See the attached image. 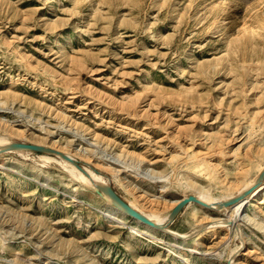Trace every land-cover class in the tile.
I'll use <instances>...</instances> for the list:
<instances>
[{
  "label": "rangeland",
  "instance_id": "374dc122",
  "mask_svg": "<svg viewBox=\"0 0 264 264\" xmlns=\"http://www.w3.org/2000/svg\"><path fill=\"white\" fill-rule=\"evenodd\" d=\"M256 1L0 0V112L9 121L0 138L56 142L147 211H172L200 191L236 192L264 165ZM244 22L254 27L247 51ZM140 92L142 109L126 107ZM41 154L0 153V264H264V190L243 217L188 204L164 222L173 234H130L132 220L108 221L114 205L102 192ZM220 218L230 224H213Z\"/></svg>",
  "mask_w": 264,
  "mask_h": 264
},
{
  "label": "bare ground",
  "instance_id": "6f19581e",
  "mask_svg": "<svg viewBox=\"0 0 264 264\" xmlns=\"http://www.w3.org/2000/svg\"><path fill=\"white\" fill-rule=\"evenodd\" d=\"M254 1H256V0H253V2ZM250 2V1H249ZM257 2V1H256ZM236 3V2H235ZM263 3V2H262ZM222 4H224V2H220L219 1V4L218 5H222ZM228 4V3H227ZM251 5H252V1H251V3H250ZM254 4H255V2H254ZM258 4H260V3H258ZM257 4V5H258ZM246 5V4H245ZM256 5V4H255ZM216 6V5H215ZM250 6V5H249ZM233 7H235V8H237V3L236 4H233ZM258 7H259V5H258ZM263 7V6H262ZM231 8V7H230ZM254 8V7H253ZM221 9V8H220ZM232 9V8H231ZM251 9V8H250ZM226 12V11H225ZM250 12V11H249ZM257 12V11H256ZM262 12V11H261ZM226 15V14H225ZM237 15V12H234V17ZM238 17V16H237ZM257 17H260V16H257ZM229 18V17H228ZM246 18V17H245ZM248 18V17H247ZM262 18V17H261ZM241 20V19H240ZM246 20V19H245ZM263 20V19H262ZM243 21V20H242ZM241 21V22H242ZM258 21H261V19L260 18H258ZM250 23V22H249ZM259 24H261V23H259ZM243 26H242V29H244L243 31H244V36L246 35L247 37H246V39H245V41L242 43V47L244 46V48L246 49V51H247V48L250 46V45H252L253 46V44H252V40H253V37H252V34H253V32H254V27H250V25H248L246 22H244L243 24H242ZM239 26V25H238ZM263 28H264V26H263ZM238 29V28H237ZM261 30V29H260ZM259 30V31H260ZM264 32V31H263ZM246 33V34H245ZM240 34V33H239ZM256 35L258 36L259 35V33H256ZM255 35V36H256ZM236 37V36H235ZM234 37V38H235ZM241 37V36H240ZM243 37V36H242ZM260 38V37H259ZM230 40V39H229ZM242 41H243V38H242ZM229 42V41H228ZM235 43H236V45L239 47V46H241L240 45V43H241V40H240V38L239 37H236L235 38ZM257 43V42H256ZM227 45H228V43H227ZM231 45V44H230ZM233 46H234V42H233ZM229 47V46H228ZM227 47V48H228ZM232 47V46H231ZM237 48V47H236ZM250 48V47H249ZM248 48V49H249ZM238 49V48H237ZM240 49H242V48H240ZM253 49H254V47H253ZM245 51V52H246ZM250 51V50H249ZM238 52V51H237ZM241 52V51H240ZM239 52V53H240ZM245 52H243V53H245ZM238 53V54H239ZM243 53H241V55L243 54ZM254 53V52H253ZM232 54H234L233 52H232ZM235 55V54H234ZM234 55L232 56V57H234ZM247 55V54H246ZM238 56H240V55H238ZM242 57H244V58H246L245 56H243L242 55ZM237 59H238V57H236ZM247 58H248V56H247ZM233 59V58H232ZM235 59V58H234ZM246 60V59H245ZM240 61V60H239ZM246 62V61H245ZM232 63V62H231ZM244 63V62H243ZM260 63V62H259ZM245 64V63H244ZM247 64V63H246ZM247 65H249V63L247 64ZM263 65V64H262ZM250 66V65H249ZM249 66H244V67H249ZM258 66V68H259V66H260V68L261 67H263V66H261V65H259V64H257L256 65V67ZM251 68V67H250ZM258 68H256V69H258ZM264 68V67H263ZM247 69V68H246ZM255 69V68H254ZM255 69V70H256ZM262 69V68H261ZM248 70V69H247ZM259 70V69H258ZM264 70V69H263ZM263 70H261V71H263ZM250 71H253V70H251L250 69ZM205 72V71H204ZM203 72V73H204ZM245 72H246V70H245ZM255 72H260V70L259 71H255ZM261 73V72H260ZM247 74V73H246ZM64 78H65V76H64ZM66 80H69V78L68 79H66ZM70 80H71V77H70ZM73 80L75 81V77L73 76ZM73 80H71L70 82H72V84L74 83L73 82ZM62 81V80H61ZM60 81V82H61ZM59 82V81H58ZM64 82V81H63ZM67 82V81H66ZM65 82V83H66ZM76 83V82H75ZM77 83H79V81L77 82ZM76 83V84H77ZM54 84V83H53ZM64 84V83H63ZM68 84V85H67ZM66 85L67 86H69V83H67ZM71 84V83H70ZM65 85V84H64ZM65 85V86H66ZM77 85H79V84H77ZM74 87V86H73ZM79 87V86H78ZM77 87V88H78ZM75 88V87H74ZM76 88V89H77ZM192 88H190V90H191ZM197 89V88H196ZM11 90V89H10ZM71 90V89H70ZM5 91V90H4ZM8 91V90H7ZM13 91V90H12ZM75 91H77V90H75ZM197 91V90H196ZM189 92V91H188ZM189 93H192V91H190ZM1 94V93H0ZM139 94V93H138ZM143 94V93H142ZM187 94V93H186ZM125 95V94H124ZM137 94L135 93V96H136ZM140 95H141V92H140V94H139V96L137 95V99L135 98V96L133 97V95H130V99H132L133 101L132 102H128V100H130L129 99V97H128V95H127V101H126V103L128 102L129 104H126V107H128L129 105H130V107H132V108H140V107H142V103L143 102H141V101H139V99H141L140 98ZM146 95V94H145ZM126 96V95H125ZM124 96V97H125ZM131 96H132V98H131ZM144 96V95H143ZM148 96V95H147ZM153 96V95H152ZM142 97V96H141ZM145 97V96H144ZM154 97V96H153ZM159 98V95L157 96V94H156V97L155 98ZM122 98V97H121ZM136 99L137 100V102L134 100V99ZM143 98V97H142ZM147 98V97H146ZM154 98V99H155ZM158 98H157V100H158ZM159 100H160V98H159ZM120 102H122V100H119ZM118 101V102H119ZM135 101V102H134ZM9 102V101H8ZM120 102L118 103V104H120ZM148 102V101H147ZM1 103V102H0ZM150 104V103H149ZM153 104V103H152ZM160 104V103H159ZM122 105H125V103L124 104H122ZM122 105H120L119 107H121ZM128 105V106H127ZM4 106V105H3ZM129 107V109H131ZM149 107V106H148ZM148 107H147V109H148ZM0 108H3V107H0ZM19 109V108H18ZM121 109V108H120ZM140 109H142V108H140ZM124 110V109H123ZM134 110V109H133ZM146 110V109H145ZM1 111H2V109H1ZM10 111V110H9ZM22 111V110H21ZM125 111V110H124ZM20 112V111H19ZM144 112V111H143ZM142 112V113H143ZM147 112V111H146ZM150 112V111H149ZM1 113L2 112H0V125L1 124H4V127H5V125H7L8 124V120H6V119H4L3 117H2V115H1ZM16 113H17V111H16ZM22 113V112H21ZM20 113V114H21ZM148 113V112H147ZM160 113V112H159ZM159 113H157L156 115L158 116V114ZM24 114V113H23ZM23 114H21V115H23ZM125 114V113H124ZM129 114V113H128ZM149 114V113H148ZM153 114V113H152ZM155 114V113H154ZM161 114V113H160ZM26 116V115H25ZM30 116H31V114H30ZM29 116V117H30ZM129 116V115H128ZM152 116V115H151ZM148 117H150L149 115H148ZM156 117V116H155ZM154 116H153V118H155ZM31 118V117H30ZM35 119V118H34ZM148 119V118H147ZM156 119H158V117L156 118ZM38 120V119H37ZM150 120V119H149ZM151 120H152V117H151ZM161 120V119H160ZM12 121V120H11ZM154 121V120H153ZM156 122H159V121H157V120H155ZM154 121V122H155ZM46 122H48V121H46ZM77 122V121H76ZM171 123H172V121H171ZM10 124V123H9ZM14 124V123H13ZM42 125V124H41ZM8 126V125H7ZM154 126V125H153ZM159 126V125H158ZM164 126V125H163ZM13 127V126H12ZM24 127V126H23ZM29 127V126H28ZM179 127V126H178ZM73 128V127H72ZM158 128V127H157ZM163 128V127H162ZM178 129V128H177ZM176 129V130H177ZM179 129H180V127H179ZM20 130V129H19ZM31 130V129H30ZM7 131V130H6ZM81 131V130H80ZM84 131V130H83ZM169 131V130H168ZM2 132V131H1ZM87 132V131H86ZM172 132H173V130H172ZM7 133V132H6ZM9 133V132H8ZM13 133V132H12ZM171 133V132H170ZM2 134H4V133H2ZM187 134V133H186ZM10 135H11V133H10ZM92 135V134H91ZM170 135V134H169ZM189 135V134H188ZM184 136V135H183ZM24 137V136H23ZM174 137V136H173ZM178 138V137H177ZM188 138V137H187ZM203 138V137H202ZM191 139V138H190ZM36 140V139H35ZM41 140V139H40ZM173 140V139H172ZM185 141V140H184ZM183 141V142H184ZM36 142H38V141H36ZM198 142V141H197ZM203 142V141H202ZM12 143H14L9 137H2V138H0V149L2 148V147H4V146H7V145H10V144H12ZM40 143V144H39ZM38 144L40 145V146H43V145H41L42 144V142L40 141ZM191 143V142H190ZM37 144V143H36ZM89 144V143H88ZM91 144H93V143H91ZM95 144V143H94ZM93 144V145H94ZM217 144V143H216ZM96 145V144H95ZM91 146V145H90ZM97 146V145H96ZM216 146V145H215ZM64 147V146H63ZM63 147H60L59 145H57V143L56 142H54L52 145H50V148L52 149H55V150H57L58 152H60V153H62V154H64V155H66V156H68V157H70V158H72V159H76L75 158V156H77L76 154H73V153H71V152H69V151H66ZM261 147V146H260ZM263 148V147H262ZM261 148V149H262ZM256 151H258V150H256ZM9 152V151H8ZM10 152H18V153H20V154H22V155H24V156H27L31 151H23V150H14V151H10ZM83 152V151H82ZM85 152H86V150H85ZM75 153V152H74ZM87 153H88V151H87ZM94 153V152H93ZM131 153V152H130ZM133 153V152H132ZM131 153V154H132ZM201 153V152H200ZM255 153V152H254ZM257 153V152H256ZM249 154V153H248ZM50 155V154H49ZM49 155H45V154H41L40 155V157H41V159H43L46 163L45 164H51L52 162H55V163H58V164H60L61 166H63L64 167V169H66L70 174H71V177L73 178L74 177V179H76L78 182H80V183H82L85 187H87V188H90V189H92V188H95V189H97V185H104V184H107V181L105 180V178L102 176V175H99V174H96L94 171H92V170H90L88 167H84V169L86 170V173H84V172H82L80 169H78L76 166H74L71 162H69L68 160H66V159H64L61 155H52V156H49ZM82 156L81 157H86V155L87 154H81ZM119 155V154H118ZM133 155H134V153H133ZM203 155V154H202ZM257 155V154H256ZM89 156V155H88ZM138 156V155H137ZM201 156V155H200ZM205 156V155H204ZM207 156V155H206ZM205 156V157H206ZM246 156H247V154H246ZM79 157V156H78ZM139 157H141V156H139ZM197 157V156H196ZM249 157V156H248ZM33 158V157H32ZM90 158V157H89ZM195 158V157H194ZM208 158V157H207ZM250 158V157H249ZM253 158V157H252ZM40 159V160H41ZM88 159V158H87ZM140 159V158H139ZM259 159V158H258ZM42 160V161H43ZM118 160H120V159H118ZM201 160V159H200ZM109 161V160H108ZM212 161V160H211ZM115 163V162H114ZM208 164H210V163H208ZM212 164V163H211ZM109 165V164H108ZM88 166V165H87ZM215 166V165H214ZM213 166V167H214ZM240 166V165H239ZM108 167V166H107ZM111 167V166H110ZM204 168V167H203ZM258 168H260V167H258ZM109 169H111V168H109ZM206 169V168H205ZM113 171L115 170V172H116V169H112ZM111 170V171H112ZM119 170H121V169H118V171ZM195 170V169H194ZM215 170V169H214ZM248 170H249V168H248ZM264 170V165L263 166H261V169H260V173L262 172ZM220 171V170H219ZM241 171H242V169H241ZM115 172H113V173H115ZM223 172V171H222ZM245 172V171H244ZM250 172V171H249ZM205 173V172H204ZM216 173V172H215ZM259 173V172H258ZM259 173V174H260ZM213 174V173H212ZM259 174L258 175H256L257 177L256 178H252L253 180H251L250 182H248V183H245L243 186H241L236 192H234V193H231V194H228V195H226V196H223V197H217V198H213V197H209V196H207L208 195V193H207V195H205V194H203V193H200L199 192V194L197 195V197L199 198V199H201L206 205H208V207H203V206H201V205H198V204H195V203H190V204H195V208H198V210L200 209H203V210H209V211H216V212H222V211H227L228 213H230V218L231 217H236V216H242V214H243V212L249 207V206H251V205H253V203L255 202V201H258V199H259V196H260V194H261V192L264 190V185L263 186H260V187H258L257 189H255L254 191H253V193H251V195L249 196V197H247V198H245V199H243L242 201H239L238 203H236V204H234V205H232L231 207H229V208H223V209H221V207H220V203H222V202H224V201H227V200H229V199H231V198H235V197H237V196H239L240 194H242V193H244L246 190H248L250 187H252L255 183H256V180H257V178H258V176H259ZM236 175V174H235ZM249 176V175H248ZM218 180V179H217ZM242 180V179H241ZM195 182V181H194ZM197 182V181H196ZM239 182V181H238ZM190 184V183H189ZM202 185V184H201ZM233 185H234V183H233ZM203 186V185H202ZM166 188V187H165ZM229 188V187H228ZM93 190V189H92ZM233 191V190H232ZM235 191V190H234ZM83 196V195H82ZM106 198H107V200H108V202L109 203H112V200L109 198V197H107L106 196ZM136 198H137V196H136ZM151 201V200H150ZM181 200H179V201H176V205L180 202ZM152 202V201H151ZM157 203V202H156ZM106 205H107V203H106ZM129 205L136 211V212H138L140 215H142V216H144L145 218H147L148 220H150L151 222H153L156 226H158V228H156V227H153V226H150V225H148V224H146V223H144V222H141V221H139V220H136V219H134V218H132L130 215H128L122 208H119V207H116V206H112V205H110V209H108V211H107V214L105 215L106 216V218L108 219V221L110 222V223H112V224H114V225H122V224H124V221H127V220H132L133 222H134V225H135V228H132V231H131V233L130 234H135V231H137V227L138 228H140V227H142V228H144V229H146L147 231H149L150 233H155V232H163L164 234H173V232L167 227V226H164L165 224H164V222L165 221H167L168 220V215L170 214V212L171 211H169V210H167V211H165V212H156L154 209H151V210H149V211H147V210H144V209H141L140 208V206H138L137 204H135L134 202H132L131 201V203H129ZM188 206V205H187ZM211 206H213V207H211ZM171 207H172V205H171ZM170 207V208H171ZM154 208V207H153ZM261 208V207H260ZM168 209H169V207H168ZM194 209V208H193ZM197 210V209H196ZM195 210V211H196ZM161 211V210H160ZM254 212V211H253ZM260 212V211H259ZM195 213H197V212H195ZM251 213V212H250ZM239 214V215H238ZM209 216V215H208ZM243 217V216H242ZM196 218V217H195ZM201 219V218H200ZM240 219H242V218H240ZM244 219H247V220H252L249 216H244ZM243 220V219H242ZM230 221V220H229ZM233 221H234V219H233ZM248 221V222H249ZM231 222V221H230ZM256 222V221H255ZM260 222V221H259ZM228 221L227 220H224L223 218H220V219H215L214 220V222H213V224H215V225H222V224H227L228 225ZM233 223V222H232ZM261 223V222H260ZM230 224V223H229ZM242 224V223H241ZM262 224V223H261ZM109 225V224H108ZM257 225V227H258V224H256ZM233 226V225H232ZM201 227V226H200ZM208 227V226H207ZM206 227V228H207ZM237 227V226H236ZM240 227V226H239ZM256 227V226H255ZM262 227V226H261ZM119 228V227H118ZM204 228V227H203ZM205 229V228H204ZM236 229V228H235ZM199 230V229H198ZM200 230H203V229H201L200 228ZM227 230V229H226ZM197 232V231H196ZM195 232V233H196ZM238 232V231H237ZM162 233V234H163ZM194 233V232H193ZM174 235H176L175 233H174ZM177 238V237H176ZM243 239V238H242ZM61 240V239H60ZM184 247V246H183ZM191 247V246H190ZM68 248V247H67ZM172 251V250H171ZM190 251V250H189ZM195 251V250H194ZM209 252V251H208ZM193 253V252H192ZM236 253V252H235ZM17 254V253H16ZM15 254V255H16ZM184 254H186V253H184ZM205 254V253H204ZM234 254V253H233ZM213 255H215V254H213ZM218 255V254H217ZM231 255V254H230ZM173 256V255H172ZM232 256V255H231ZM233 256H235V255H233ZM232 256V257H233ZM16 257V256H15ZM232 257H230V258H232ZM217 258V257H216ZM234 259V258H233ZM15 261V260H14Z\"/></svg>",
  "mask_w": 264,
  "mask_h": 264
},
{
  "label": "water",
  "instance_id": "95a60500",
  "mask_svg": "<svg viewBox=\"0 0 264 264\" xmlns=\"http://www.w3.org/2000/svg\"><path fill=\"white\" fill-rule=\"evenodd\" d=\"M14 150H23V151H31V152H39V153H47V154H53V155H61L64 159L71 162L74 166H76L78 169L81 170L80 166L76 162V160L58 152L57 150L47 148L44 146L39 145H33V144H25V143H12L10 145L4 146L0 149V153L8 152V151H14ZM86 173V172H84ZM264 179V170L260 173L258 176V179L256 180V186ZM256 186H252L248 190H246L244 193L240 194L239 196L235 198H231L227 201H224L220 203L221 209L230 207L239 201H242L245 199L247 195H249ZM97 189L102 192L105 196L109 197L112 200V204L116 207L122 208L128 215H130L132 218L139 220L141 222H144L150 226L158 228L153 222L145 218L144 216L140 215L138 212H136L127 202H125L110 186L109 184L104 185H97ZM190 203H195L198 205H201L203 207H208L201 199H199L197 196H188L185 198H182L181 201L175 206V208L170 212L168 215V222L174 221L175 217Z\"/></svg>",
  "mask_w": 264,
  "mask_h": 264
}]
</instances>
